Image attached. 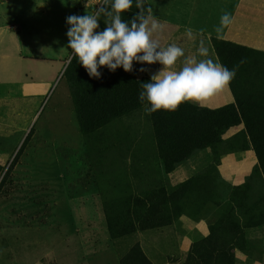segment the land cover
Wrapping results in <instances>:
<instances>
[{"label": "rangeland", "instance_id": "obj_1", "mask_svg": "<svg viewBox=\"0 0 264 264\" xmlns=\"http://www.w3.org/2000/svg\"><path fill=\"white\" fill-rule=\"evenodd\" d=\"M153 2L149 0L152 11ZM157 2L173 4V8L175 3L179 9L176 16L187 8L186 0ZM99 7L92 5V12ZM167 9L169 14L172 8ZM49 10L51 21L46 16ZM70 15H83L74 11L70 0H0V43L11 42V34L17 31L14 26L18 25L19 31H33L31 36L24 37L29 41L24 50L31 57L59 56L63 62H23L14 45L0 46L2 177L14 165L0 194V264H120L136 244L153 264H184L192 243L203 238L206 228L216 222L213 212L200 223L184 216L165 228L118 239L109 234L102 194L111 187H104V183L116 180L111 175L122 172L116 171L119 165L134 187L152 182L154 169L147 167L153 161L152 125L142 108L111 124L101 132L100 139L88 145L63 78L71 53L66 35V18ZM174 22L176 29L196 30L203 24L186 17ZM1 56L9 59L3 61ZM31 78L36 83H46L47 91L40 96L23 95L22 87ZM31 131L25 148L17 156ZM223 139L219 175L229 185L238 186L253 174L251 200L245 202L252 209L264 196V178L259 170L253 171L257 165L255 153L238 152L241 145H249L244 126L230 129ZM213 161L212 150L198 151L177 170L188 173L186 181ZM246 235L261 242L264 252V225L247 230ZM235 254L238 256V251Z\"/></svg>", "mask_w": 264, "mask_h": 264}, {"label": "trees", "instance_id": "obj_2", "mask_svg": "<svg viewBox=\"0 0 264 264\" xmlns=\"http://www.w3.org/2000/svg\"><path fill=\"white\" fill-rule=\"evenodd\" d=\"M143 5L146 12L149 8L146 0ZM138 11L136 0H133L131 11L122 19L130 21ZM105 27L102 17L98 30ZM211 42L219 62L236 71L230 84L235 103L218 109L184 103L175 112L160 111L149 115L153 161L147 163V167L154 169L155 178L150 184L134 187L125 179L124 168L119 165L116 171H122L118 174L122 178L117 179L112 173L111 177L116 180L104 183V187H111L102 194L104 213L111 238L118 239L172 226L184 216L199 223L213 212L216 222L209 225L206 237L192 243L184 264H236V251L259 261L263 255L262 243L250 240L246 231L264 225V196L248 209L245 202L251 200L253 174L244 184L231 186L221 179L218 167L219 150L225 141L223 136L230 129L243 125L249 145H241L238 152L253 151L257 159L253 171L259 170L264 178V52L217 38H212ZM99 71L100 78L89 77L72 57L63 74L80 132L88 145L100 139L101 132L114 122L144 108L139 100L141 83L150 80L140 78L135 67L131 73H125L123 68L111 72L104 67ZM208 149L213 151L214 161L207 169L180 184L169 183L168 176L181 164L196 152ZM12 167L14 165L3 177L0 171V194ZM248 215L251 216L247 219ZM120 264L153 263L136 244Z\"/></svg>", "mask_w": 264, "mask_h": 264}, {"label": "clouds", "instance_id": "obj_3", "mask_svg": "<svg viewBox=\"0 0 264 264\" xmlns=\"http://www.w3.org/2000/svg\"><path fill=\"white\" fill-rule=\"evenodd\" d=\"M99 8L85 15H70L66 33L70 55L86 70L89 77L100 78V68L115 72L123 68L133 71L134 63L159 64L150 73V80L143 82L139 100L146 114L160 111L175 112L184 103L202 104L203 101L229 87L236 71L228 69L218 59L210 57L209 48L201 39L196 53L185 55L177 43L162 45L165 23L154 17L152 9L145 12L143 0H136L138 13L130 21L122 16L131 11L133 0H95ZM103 17L106 27L101 31ZM232 23L225 12L215 28L216 38L223 39L224 30ZM188 40H194L193 29H185ZM197 57H201L197 59ZM178 62L180 64L177 67ZM243 63V61H241ZM148 69L141 67L139 72Z\"/></svg>", "mask_w": 264, "mask_h": 264}, {"label": "crops", "instance_id": "obj_4", "mask_svg": "<svg viewBox=\"0 0 264 264\" xmlns=\"http://www.w3.org/2000/svg\"><path fill=\"white\" fill-rule=\"evenodd\" d=\"M70 1L72 8H74V11L81 12L83 13V15L87 14V12L92 13V5L97 6L95 0ZM146 1L149 5V8H151L149 0ZM152 1H155L153 2L154 9L152 11L154 12V17L159 21L165 23V30L163 33V38L161 40L162 45L166 46L170 43H177L185 49L186 56L195 54L199 45V41L203 39L205 41V45L209 48L210 57L213 59H218L214 52L211 39L216 38L215 28L219 24L220 16L225 12L231 15L232 23L224 30L222 40L231 41L239 45L264 52V0H186L185 3L187 8H185V11L181 13L178 12L180 14H178L177 16L175 13H177L179 9L175 8V3L173 8V4L163 5L162 2H160V4L157 2L160 0ZM168 7L172 8L170 9L172 11L169 10V14H167ZM30 12L33 13L32 10H30ZM63 15L65 16V14ZM46 16L51 21L52 14L50 10L47 12ZM182 17L203 21V24L201 26H198L196 30L193 29V34L195 37L194 40L190 41L184 35L186 28L177 27L178 29H176L174 20L176 21L177 19H180ZM50 24L51 23H49L48 27H50ZM14 27L17 28V31H13V33H15L14 35L11 34V42L8 41V44H4V42L1 41L0 46L11 47L14 45L18 49L20 53V59L23 62L32 60V62L36 61L40 63H44L46 61H59L60 63H63L59 59V56H53L52 58L31 57L30 54L28 52H25L24 50V48L27 47L26 45L29 43V41L24 39V37L31 36L33 31H19L20 28L18 25ZM1 57L3 61L9 59L8 56ZM200 58L201 57H197V59ZM67 59L68 58H66V61ZM179 66L180 64L178 62L177 67ZM133 67L138 70L140 78L150 79V73L157 71L161 66L159 64L149 66L146 64L141 65L139 63H134ZM141 67L148 69V71L144 73L139 72V69ZM46 91V83H36L33 78H31L30 82L24 84L21 92L27 97H34L40 96V94H43ZM234 103L235 97L229 86L213 95L212 97H209L208 99L203 101L202 104L195 105L209 109H218ZM177 169L168 176V179L174 181L176 185L178 183H182V181H184V177L188 174L185 170L181 172ZM204 226L206 227L205 224ZM205 233L206 234L204 235V237L209 234V227L206 228ZM261 258L262 261L260 259L259 261L254 260L255 262H253L252 260L248 259L245 254L238 251V256L236 255V262L238 259V264H264V252Z\"/></svg>", "mask_w": 264, "mask_h": 264}, {"label": "water", "instance_id": "obj_5", "mask_svg": "<svg viewBox=\"0 0 264 264\" xmlns=\"http://www.w3.org/2000/svg\"><path fill=\"white\" fill-rule=\"evenodd\" d=\"M71 58H72V57H71ZM71 58H70V60H71ZM70 60H69V62H70ZM69 62H68V64H69ZM67 66H68V65H66L65 69L67 68ZM64 71H65V70H64Z\"/></svg>", "mask_w": 264, "mask_h": 264}]
</instances>
